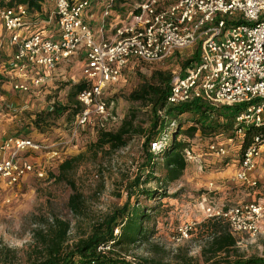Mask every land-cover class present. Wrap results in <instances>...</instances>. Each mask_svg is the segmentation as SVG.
<instances>
[{
  "label": "rangeland",
  "instance_id": "374dc122",
  "mask_svg": "<svg viewBox=\"0 0 264 264\" xmlns=\"http://www.w3.org/2000/svg\"><path fill=\"white\" fill-rule=\"evenodd\" d=\"M137 1L120 0L118 10L125 13ZM241 17L240 13L235 16L237 20ZM195 50L185 51L163 63L140 64L125 73L115 89L107 93L111 105L107 117L93 119L76 136L70 129L69 112L45 120L42 129L35 127L34 120L40 115L44 117L58 104L67 105L69 84L81 81L83 56L60 67L57 73L62 76L54 77L52 82L35 92L37 95L8 94L0 90V94H7L8 100L13 95V101L6 103L0 95V141L18 136L56 146L53 150L59 152L54 158L47 152L26 155L37 170L44 172V178L30 175L19 186L0 189V264H32L42 259L43 239L37 233L50 236V231L56 229V220L70 225L65 250L71 251L78 242L90 237L96 228L129 205V209L136 205L146 208L151 217L146 222L149 242L131 250L128 261L146 259L152 264H211L225 257L220 254L209 262L213 257L209 249L214 232L221 226L232 232L226 223L219 224L206 218L203 209L206 202L233 207L264 199V163L257 169L260 177L257 187L251 188L235 178L242 159L240 138L228 145L231 150L228 158H219L208 151L210 144H227L235 137L233 129L221 128L206 137L200 132L194 138L180 136L177 141L189 145L184 175L168 185L162 197L149 199L141 192L157 188L155 182L146 180L149 149L158 163L157 154L171 145L179 123H183L181 131H185L198 117L184 114L179 120H166V114L162 115L160 110L155 112L152 104L132 100L131 95L146 83H152L156 71L169 72L173 76L182 74V62L190 59ZM6 104L14 107L7 108ZM134 116V125L142 132L129 140L126 147L115 151L108 147L101 151L94 148L99 128L116 131L126 118ZM160 128H164L162 132ZM154 135L157 139L148 143V138H155ZM155 141L159 142V147L154 151L151 143ZM262 154L264 157V152ZM79 156L81 159L72 170L60 173L66 161ZM155 169L156 176H165L162 164L156 165ZM72 197L79 203L77 212L71 206ZM188 223L194 225L190 238L178 241V229ZM118 233L116 229L115 234ZM234 236L238 243L231 250L230 259L264 258V233L255 237Z\"/></svg>",
  "mask_w": 264,
  "mask_h": 264
},
{
  "label": "built area",
  "instance_id": "2783aa9c",
  "mask_svg": "<svg viewBox=\"0 0 264 264\" xmlns=\"http://www.w3.org/2000/svg\"><path fill=\"white\" fill-rule=\"evenodd\" d=\"M11 1L0 0L7 40L0 41V75L12 90L37 95L62 76L57 73L60 67L84 58L79 83L86 86L77 95L81 111L70 125L73 136L93 119L107 117V93L125 73L199 47L198 62L184 75L173 76L160 113L196 100L215 108L245 104L236 118V136L227 144H210L208 151L228 158V145L240 138L242 159L235 178L251 188L258 186L253 174L264 152V135L255 136L246 148L243 142L246 127L264 125V0H139L124 14L118 10L120 0H44L41 13L25 4L9 6ZM94 5L100 7L97 28L91 24L96 19ZM237 13L241 19L235 18ZM5 43L15 48L11 55L4 54ZM151 145L155 151L159 142ZM54 147L22 137L0 141V189L19 186L30 175L44 178L25 156L47 152L54 158L59 155ZM203 209L206 218L226 222L233 235L264 233V199L233 207L206 202ZM193 226L182 225L177 240L189 239Z\"/></svg>",
  "mask_w": 264,
  "mask_h": 264
},
{
  "label": "trees",
  "instance_id": "16d2710c",
  "mask_svg": "<svg viewBox=\"0 0 264 264\" xmlns=\"http://www.w3.org/2000/svg\"><path fill=\"white\" fill-rule=\"evenodd\" d=\"M43 2L44 0H12L9 6L14 4H25L28 5L31 12L38 11L41 13ZM179 54L181 53H176L171 59L173 60ZM198 60L199 47L196 48L195 53L190 59L182 62V75H184L185 71L194 63H197ZM152 79V83H146L138 91L133 93L131 99L152 104L155 112H157V110L163 111L166 107L173 75L169 72L156 71ZM69 85L71 89L68 94L67 105L58 104L52 111L47 112L44 117L40 115L34 120L36 128L42 129L43 124L46 122L45 120L51 117L57 118L64 115L66 112H69L68 117L71 120V124L74 122L81 111V106L77 101V95L86 85L83 82L78 84L71 83ZM244 109L245 104L215 108L201 100L169 108L165 113L166 120H179L184 114H193L198 118L195 119L194 125L190 126L185 131H181L183 123H179L176 129L177 133L173 136L171 145L164 147V149L157 154L160 160L158 163L154 161L156 157L150 153L149 149L148 153L150 157L147 162L148 173L146 175V180L148 182H155L157 188L154 191L142 190V194L149 199L162 197L165 195L167 186L184 175L188 167L186 151L189 149V145L183 141H177L180 136L184 135L189 138H194L195 135L200 132L202 136L206 137L215 134L221 128L226 131L233 129V132H235L236 118ZM134 118L135 116L126 118L116 131L108 130L104 127L99 128L94 148L101 151L108 147L109 150L115 151L126 147L129 140L142 132L134 125ZM165 124L166 121L162 123L163 126H161V128L164 127ZM163 129H161V132ZM260 135H264V125L261 127H246L244 129L243 148L248 147L252 143L253 138ZM156 136H159V134ZM156 136L154 135L155 138H148V143L156 140ZM80 159L81 156L66 161V163L61 166L60 173L62 172V174H65L72 170ZM158 164H162L166 171L163 178L155 175V168ZM70 203L74 211L77 212V208L79 207L77 199L72 197ZM129 206L118 211L110 221L108 220L109 222L96 228L90 237L82 239L71 251L65 250V243L68 239L70 225L64 221L56 220V229L50 231V236L44 237L41 232L37 233V235L43 239L44 253L42 259L34 261L32 264H152L146 259H139L136 262H131L127 259L131 250L137 248L141 243L149 242V230L146 227V222L149 221L151 217L147 213L148 211L146 208H141L139 205H136L129 209ZM213 220L218 221L219 224L224 222L221 219ZM116 229L119 230L118 234H115ZM214 233L215 236L209 249L213 257L209 259V262L220 254H224L225 257L211 264H264V258L259 257L230 259L231 250L237 247L238 241L236 237L230 233L225 226H221V228L217 229ZM101 246L109 247V249L105 252H99L98 249Z\"/></svg>",
  "mask_w": 264,
  "mask_h": 264
},
{
  "label": "crops",
  "instance_id": "0c3cea01",
  "mask_svg": "<svg viewBox=\"0 0 264 264\" xmlns=\"http://www.w3.org/2000/svg\"><path fill=\"white\" fill-rule=\"evenodd\" d=\"M92 12L94 13V16L96 17V19L92 20L91 24H92L93 27L97 28L98 24H99L98 22H99V16H100V7H99V5H94ZM4 34H5V32H4V29H3L2 22L0 20V41H1V39H5L3 41L7 42L6 38H4ZM14 50H15L14 47H12V46L8 45L7 43H5L3 51H4V54L6 56L11 55L14 52ZM0 82H4L3 84L0 85V90H3L5 92H7L8 94L16 93L14 90H12L10 81L7 80V79H4L1 75H0ZM0 95H1V98L3 100H5V103L7 101H10V102L13 101V95H11V99H9V100L7 99V94H0ZM263 163H264V157L261 156V158L258 161V168L257 169H259L260 166ZM253 178L256 179L258 182H260V177H259V174H258V170L255 171V173L253 174Z\"/></svg>",
  "mask_w": 264,
  "mask_h": 264
}]
</instances>
